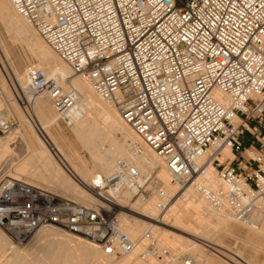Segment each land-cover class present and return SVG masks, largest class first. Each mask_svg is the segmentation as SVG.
I'll use <instances>...</instances> for the list:
<instances>
[{
	"label": "built area",
	"instance_id": "1",
	"mask_svg": "<svg viewBox=\"0 0 264 264\" xmlns=\"http://www.w3.org/2000/svg\"><path fill=\"white\" fill-rule=\"evenodd\" d=\"M46 43L86 79L165 162L181 188L192 185L242 225L264 218V0H11ZM34 95L50 93L58 120L71 127L83 111L56 90L57 77L28 66ZM222 93L227 103L218 99ZM4 130L10 124L0 121ZM243 138L248 144L245 145ZM229 148L234 157L223 158ZM215 171L217 185L206 182ZM81 204L6 175L0 178V228L24 244L53 225L119 257L135 245L120 228L124 190L159 208L169 196L154 174L120 159ZM142 258L170 259L147 232ZM188 254L180 259L190 261Z\"/></svg>",
	"mask_w": 264,
	"mask_h": 264
},
{
	"label": "bare ground",
	"instance_id": "2",
	"mask_svg": "<svg viewBox=\"0 0 264 264\" xmlns=\"http://www.w3.org/2000/svg\"><path fill=\"white\" fill-rule=\"evenodd\" d=\"M0 21L11 42L17 43L21 40L37 56V67L57 77L55 89L69 94L78 103L83 111V117L70 127L72 131L70 133L79 139L89 155V158L83 157L77 149L65 147L64 141L69 137L61 128L59 132H53L52 127L57 121L58 113L51 103L52 95L47 92L34 95L27 73L28 66L12 71L18 82L15 86L22 92L21 102L26 105L23 111L28 108L30 113L26 112L27 115H24L20 107L4 105L1 95L11 94L3 75V72L10 73L6 65L9 49L0 36V121L5 120L10 124L8 130L0 126V176L14 175L63 198L81 204H91L99 200L90 189L93 180L99 175H108L118 160L126 159L143 175L156 174V178L160 180L170 198L167 208L161 211L159 208L161 197L156 191H153L156 194L153 193L154 195H150L149 198L140 195L135 200L129 190H124L118 197L112 191L105 192L107 197L116 198L124 206L120 207L124 208L119 213L120 228L128 234L135 245L131 252L119 257L105 254L99 245L89 239L49 225L41 228L23 247L12 245L8 235L0 228V264H161L163 260L155 255L141 257L140 252L146 247L147 232L158 238L161 245L165 244V240L171 239V242L179 243L187 249L194 244L198 247L201 244L216 250L219 245L213 241L217 240L215 237L218 236V232L225 233L230 229L232 222L236 221L229 208L227 206L218 208L194 186L181 188L173 181L164 160L123 120L116 106L103 100L86 79L72 71L69 64L46 43L31 22L17 11L11 0H0ZM216 96L227 103V98L222 93H217ZM19 97L16 95L15 104H21L18 103ZM11 115H20L18 124L11 122ZM26 116L35 122L38 133ZM18 134L24 139L23 153H26L20 159H16L10 153L14 148L12 145L17 142L15 139ZM7 154L12 158L6 160ZM222 155L223 158L234 157L229 148H225ZM4 161L6 164H3ZM206 182L218 184L213 169L209 170ZM181 221L185 227L179 226ZM247 227L252 237L246 244L252 250H257L261 245L259 243L264 245V218L257 228ZM168 228L175 229L180 234L169 231ZM192 230L194 234L191 233ZM185 234L194 236L196 241ZM198 235L203 237H197ZM202 248H199L200 254L189 252L188 258L191 260L186 263L184 260L180 261L179 250H170L168 261H173V264H181L180 262L212 264L211 261H205L203 255L205 249ZM223 255L229 261L222 259L219 264H253L245 259L240 251L232 254L224 252Z\"/></svg>",
	"mask_w": 264,
	"mask_h": 264
},
{
	"label": "rangeland",
	"instance_id": "3",
	"mask_svg": "<svg viewBox=\"0 0 264 264\" xmlns=\"http://www.w3.org/2000/svg\"><path fill=\"white\" fill-rule=\"evenodd\" d=\"M0 33H1V38H2V40H4L3 42H4V44L5 45H7L8 46V53L10 54H8L7 55V59H6V65H7V70H9L10 71V73L8 74L7 72H3V75H5L4 77H5V80H6V82H7V85H8V88H9V90H11V94H13V95H11L10 93V95L9 94H7V96L6 95H1V99L2 100H4L3 102H4V105L6 106V107H8V105H10L9 107H14L15 105L17 106V107H20L21 108V111L23 112V114L24 115H27L26 114V112L27 113H30L29 112V110H28V108H25L26 110L25 111H23L24 109H23V107H25L26 105L23 103V101L21 102V95H22V92L21 91H19V89H17L16 88V86L18 85V82H17V80H15V77H14V75H13V71H12V69L14 70V69H16V70H21V69H23L24 67L26 68L27 66H38V58H37V56L35 55V53H32L33 51H31V49L29 50L28 48V46L26 45V44H24L21 40H18L17 41V43H13V42H11L10 40V37H8L9 35L6 33V31H5V29H4V27H3V25H2V22L0 21ZM7 42V43H6ZM20 42V43H19ZM10 46V47H9ZM8 60V61H7ZM10 60V61H9ZM15 67V68H14ZM11 75V76H10ZM78 75V74H77ZM13 77V78H12ZM12 79H14V80H12ZM15 83V84H14ZM16 85V86H15ZM4 94H6V93H4ZM16 95H18V97H19V101H18V103L20 104V105H18V104H15V103H17L16 102ZM24 95V94H23ZM6 96V97H5ZM13 96V97H12ZM46 96V95H45ZM3 97V98H2ZM5 97V98H4ZM10 97H11V99H10ZM48 97V96H47ZM14 99V100H13ZM51 100V103H53V107L55 106V104H54V100L51 98L50 99ZM11 101H13V102H11ZM53 101V102H52ZM15 102V103H14ZM10 103V104H9ZM54 109H55V112L56 113H58L57 112V109H56V107H54ZM17 116V115H16ZM14 116V115H11L10 116V120H11V122L13 123V124H18L17 122H18V120L20 119V115L19 116ZM26 118H29L28 116H26ZM31 118H29V122L31 123V125L33 126V129H35L36 130V132L38 133L39 132V130H38V127L35 125V122L33 123L31 120H30ZM17 126V125H16ZM54 127V128H53ZM53 127H52V130H53V132H55V133H57V132H59L60 130V128L63 130V131H65L66 132V134H67V136L69 137V139L67 138L65 141H64V144H65V147H67L68 149H71V150H73V148H75V150L77 149V151L78 152H80L79 154L80 155H83V157L84 156H86L87 158H89V155H88V153L84 150V147H82V143L79 141V139H77L76 137H74V135L73 134H71L72 133V131H71V129H70V127H66V126H64L61 122H59V120H58V114H57V121H56V123L53 125ZM56 128V129H55ZM54 129H55V131H54ZM57 130V131H56ZM71 132V133H70ZM72 135V136H71ZM19 139V140H18ZM17 140V142H15L12 146L14 147L13 148V150L10 152L11 153V155H13L14 157H16V159H20L21 157H23V155H25L26 153H23V152H25L24 151V149H23V145L25 144V142H24V139H23V137H21V136H19V134H18V136H17V138L15 139V141ZM243 141H244V144L245 145H247L248 144V141L246 140V138H243ZM24 142V143H23ZM25 146V145H24ZM25 148V147H24ZM52 152L54 153L55 152V150L53 149L52 150ZM56 154V153H55ZM10 155V154H9ZM9 155L7 154V156H6V160H9L10 158H12V156L10 155V157H9ZM19 155H20V157H19ZM56 158H58L57 157V155H54ZM7 157H9V158H7ZM13 157V158H14ZM11 162V161H10ZM3 164H6L5 163V161H4V163ZM5 166V165H4ZM3 169V168H2ZM5 170L6 169H8V168H4ZM72 176H73V174L71 173V172H69ZM154 175H156V174H154ZM10 176H14V175H10ZM0 177H2V176H0ZM74 177V176H73ZM154 193V192H153ZM152 193V194H153ZM151 194V195H152ZM154 194H156V193H154ZM153 194V195H154ZM139 197V196H138ZM137 197V198H138ZM145 197V196H144ZM149 197H151V196H149ZM149 197H145V198H149ZM136 198L134 197V200H135ZM134 200H132V202L134 201ZM122 210H124V208L122 209V208H120L119 209V213L121 212ZM172 222H173V220H172ZM233 225V226H232ZM179 226H181V227H185V224L184 223H182V221L180 222V224H179ZM233 228V229H232ZM231 229V230H230ZM230 231L229 230H227V231H225V233H224V231H219L218 232V236H216L215 237V239H217V240H215V241H213V242H215V243H217L219 246H217L216 247V245L214 246V247H216L217 249L215 250V249H211V247H208V245H199V247H198V245H196V244H194V246L193 247H189L188 249L187 248H183L179 243H174V242H171V239H169V240H165V244L164 245H161V244H159L160 246H165V247H167L169 250H174V249H177V250H179L180 252H179V254H182V253H186V254H189V252L191 253H194V254H200L201 253V251L199 250V248H201V247H203L202 249H205V251H204V254H203V252H202V254L204 255V258H205V261H211L212 262V264H219L220 263V261H222V259H224V260H228L227 258H225V257H223L224 255H223V253L224 252H226V253H229V254H232V252H237V251H240L241 253H242V255H243V257L245 258V259H247L248 261H251V262H253V264H264V245L262 244V243H259V249H257V250H252L250 247H248V244H246V242H248L249 241V239H251V237H252V234H251V231H250V229L247 227V226H245V225H242V224H240V223H237L236 221H233L232 222V224H231V227H230ZM61 231H65V232H68V233H71L72 234V232H70V231H68V230H65V229H60ZM168 230L169 231H173V232H175V233H178V234H180V232L179 231H177V230H175V229H172V228H168ZM190 231V230H189ZM191 233H193L194 234V231L192 230L191 231ZM228 233V234H227ZM230 233V234H229ZM248 233V234H247ZM73 235H75V234H73ZM170 235V234H169ZM186 236H188L189 238H191L193 241H196V238L194 237V236H192V235H190V234H185ZM249 235H251L250 237H249ZM197 237H201V236H197ZM203 237V236H202ZM201 237V238H202ZM249 237V238H248ZM160 238V237H159ZM161 238H163V236H161ZM240 238V239H239ZM11 239L9 238V241H10ZM157 240H158V238H157ZM219 240V241H218ZM238 240V241H237ZM89 241H92V240H89ZM29 242V241H28ZM28 242H25L24 244H14V243H12V240L10 241V243L12 244V245H15V246H19V247H23V246H25ZM95 243V242H94ZM158 243H159V241H158ZM196 245V246H195ZM246 245V246H245ZM263 245V246H262ZM262 246V247H261ZM190 249V250H189ZM192 249V250H191ZM144 250V249H143ZM143 250L140 252V253H142L143 252ZM156 256V255H155ZM206 256H207V258H206ZM157 257V256H156ZM222 257V258H221ZM256 257V258H255ZM157 258H159V257H157ZM252 259H253V261H252ZM161 260H163V262L161 263V264H173V261L172 262H169L168 261V259H161ZM180 261H183L182 259L180 260ZM229 261V260H228ZM160 262V261H159ZM181 264H184L183 262H180ZM234 264V263H233Z\"/></svg>",
	"mask_w": 264,
	"mask_h": 264
}]
</instances>
